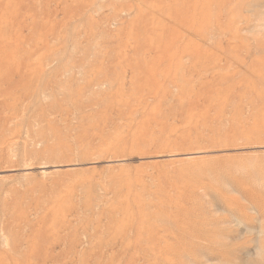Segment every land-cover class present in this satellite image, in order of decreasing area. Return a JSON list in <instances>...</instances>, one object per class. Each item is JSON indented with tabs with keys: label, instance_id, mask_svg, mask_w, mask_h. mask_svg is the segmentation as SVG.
Returning a JSON list of instances; mask_svg holds the SVG:
<instances>
[{
	"label": "rangeland",
	"instance_id": "obj_1",
	"mask_svg": "<svg viewBox=\"0 0 264 264\" xmlns=\"http://www.w3.org/2000/svg\"><path fill=\"white\" fill-rule=\"evenodd\" d=\"M260 262L264 0H0V264Z\"/></svg>",
	"mask_w": 264,
	"mask_h": 264
},
{
	"label": "bare ground",
	"instance_id": "obj_2",
	"mask_svg": "<svg viewBox=\"0 0 264 264\" xmlns=\"http://www.w3.org/2000/svg\"><path fill=\"white\" fill-rule=\"evenodd\" d=\"M260 254H262V252ZM259 264H264V263L260 262Z\"/></svg>",
	"mask_w": 264,
	"mask_h": 264
}]
</instances>
